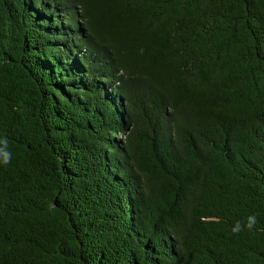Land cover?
<instances>
[{"label":"trees","instance_id":"trees-1","mask_svg":"<svg viewBox=\"0 0 264 264\" xmlns=\"http://www.w3.org/2000/svg\"><path fill=\"white\" fill-rule=\"evenodd\" d=\"M5 136L0 264H264V0H0Z\"/></svg>","mask_w":264,"mask_h":264},{"label":"clouds","instance_id":"clouds-1","mask_svg":"<svg viewBox=\"0 0 264 264\" xmlns=\"http://www.w3.org/2000/svg\"><path fill=\"white\" fill-rule=\"evenodd\" d=\"M8 138H0V164L8 165L11 163L12 153L8 150ZM258 223L256 214H249L244 221H236L231 231L233 234H239L245 230L252 231Z\"/></svg>","mask_w":264,"mask_h":264}]
</instances>
